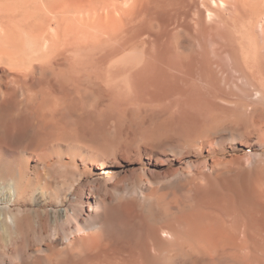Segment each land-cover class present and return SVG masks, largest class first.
Returning a JSON list of instances; mask_svg holds the SVG:
<instances>
[{
    "label": "bare ground",
    "instance_id": "6f19581e",
    "mask_svg": "<svg viewBox=\"0 0 264 264\" xmlns=\"http://www.w3.org/2000/svg\"><path fill=\"white\" fill-rule=\"evenodd\" d=\"M263 16L264 0H0V264H264V153L223 175L144 169L134 193L80 176L64 208L52 187L58 151L89 174L227 127L264 147ZM185 174L186 199L161 192Z\"/></svg>",
    "mask_w": 264,
    "mask_h": 264
},
{
    "label": "rangeland",
    "instance_id": "374dc122",
    "mask_svg": "<svg viewBox=\"0 0 264 264\" xmlns=\"http://www.w3.org/2000/svg\"><path fill=\"white\" fill-rule=\"evenodd\" d=\"M262 20L264 22V18H262ZM229 128L230 127H227L226 129H228V131H229ZM228 131L222 130L220 132V135H218L219 134L218 133L217 134L218 136L217 135L215 136V139L216 138H217V140L220 139L219 143H216V142L204 143V145L201 147L202 150L199 147L188 146V145H184L183 147L180 148L182 150V152H179L177 149L171 150L168 148L165 152V155H162L158 161H156L154 159L148 160L146 157H142V156H141V158H140L141 160H140L137 158V156L134 153L130 155L131 156L130 159L124 158V156L118 154L117 155L118 160L116 159L115 161H114L115 158L108 159L107 157H109V156L103 157L104 163L100 162L98 165L99 168H97L96 166L94 167L92 165H89V168L91 169L89 174L86 173L85 171H82L83 170L82 165H81L82 162L79 160V157H78L79 155L77 154V153H79V152H77L78 150H75V154L73 152L71 153V151H70L68 153V158H67V154H65L64 152L60 153V151H58L59 153L56 152V153H54L55 155L53 154L54 156L57 155L56 156L57 161L54 160V164H53V168H52V172L54 171L53 175L55 176L54 181H56L55 182L56 185L54 184V181H53L52 187H53V189L55 188V190L58 192V194H60V196H59L60 199L66 200V203L62 204L60 206V208H62V207L64 208L70 202V199L73 198L74 195L69 190V188L71 187L74 179L77 180L78 177L79 178L84 177L85 179L89 180L92 183L96 182L98 179H108V180H110L108 183V187L112 191L115 192L117 190L116 191L117 193L120 192L122 194H125L127 192L134 193V191H136V185H137L136 173L142 172V171H144V169H147L149 171L152 170L158 174H164L166 171H172L173 169L176 170V169H180V168L185 170V171H190V170L194 169L195 171H193V172H196L197 170H200V168L202 171V169L203 170L206 169L207 166H208V168L211 165L213 166L217 160H220V161L224 160V161H228L227 162L228 164L225 163V164L219 165L218 166L219 170L217 171L219 174L223 175L227 172L238 169L239 166L241 165L239 162H243L245 164L249 163L248 160H249V156L251 155V153H264V147H261L258 144H255L254 139L249 140L250 141L249 142V141H246V138H243V140L240 141L242 138L240 139V138H238V136H236L237 139L233 140L235 143L234 142H232V143L228 142L226 140V138L228 137V135L231 134ZM222 137H224V138H222ZM251 144H252V146H251ZM186 146H187V148H186ZM188 147H190V148L192 147L191 149L189 148L190 151L188 150ZM194 150H197V151L199 150L198 152H200V153H198L197 151H194ZM57 153L59 154V156ZM70 154H72L70 156V157H72V159L69 158ZM86 154H88V153H86ZM64 155H66V156H64ZM181 155H182V157H181ZM62 156H64V157H62ZM73 158L75 160H73ZM237 158L239 161H236L237 163H235V161L233 159L237 160ZM66 162L69 165L65 166L64 164H67ZM196 163H197L198 167L196 166ZM189 164L190 165L193 164V166H196V167L194 168L191 165L192 168L189 169L187 166ZM204 164L206 167H204ZM102 165H104V166H102ZM190 165H189V167H190ZM224 165H226L225 166L226 168L228 165L229 166L227 169H225V167H224V169H225L224 170L222 167ZM184 166L187 169L183 168ZM208 168L205 171H208ZM220 169H222V171H220ZM67 177H69V178H67ZM174 177L175 176L170 175L168 179H164V178L160 179L163 184L164 183L166 184L165 187L163 185L161 192L162 193L167 192V194L169 193L168 198H174L177 196V197H180L181 199H186L187 196L190 194V191H191V188H192L194 181H196L197 179H193L192 177L185 174V175H183L182 178H178L177 180L172 181V179H174ZM192 179H193V181H192ZM201 180H203V179L200 178V181ZM196 182H199V180H197Z\"/></svg>",
    "mask_w": 264,
    "mask_h": 264
}]
</instances>
